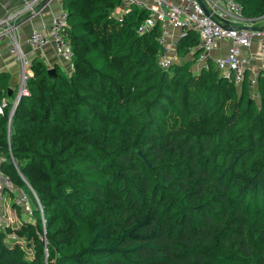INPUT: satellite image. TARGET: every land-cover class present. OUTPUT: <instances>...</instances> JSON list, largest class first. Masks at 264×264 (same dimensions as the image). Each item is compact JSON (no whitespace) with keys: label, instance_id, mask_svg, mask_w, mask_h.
<instances>
[{"label":"trees","instance_id":"obj_1","mask_svg":"<svg viewBox=\"0 0 264 264\" xmlns=\"http://www.w3.org/2000/svg\"><path fill=\"white\" fill-rule=\"evenodd\" d=\"M233 1L264 16V0ZM60 4L71 72L32 57L27 95L0 114V169L27 159L44 220L31 208L32 254L17 263L264 264V67L252 88L208 57L191 71L187 30L159 69L157 27L135 33L144 10L116 21L118 0Z\"/></svg>","mask_w":264,"mask_h":264},{"label":"built area","instance_id":"obj_2","mask_svg":"<svg viewBox=\"0 0 264 264\" xmlns=\"http://www.w3.org/2000/svg\"><path fill=\"white\" fill-rule=\"evenodd\" d=\"M25 5L28 6L29 3ZM135 8L144 10L145 15L135 27V33L142 34L157 27L156 44L159 47L157 55V66L159 69L165 68L169 62L171 42V30H178L177 37L191 30L196 34L198 51L193 55V62L196 70L205 68V60L209 52L216 46L218 40H227L229 45L222 56L211 59L214 68L225 77H230L235 85H238L242 78V73L247 70V57L242 52L248 51L251 42L255 43L256 55L264 57V28L244 29L233 25L235 20L241 19L239 5L233 0H118L117 12L114 14L116 21L121 15L126 14ZM11 14L0 16V41L4 37ZM26 43L30 49L35 51L50 47L53 55L61 63L65 64L67 75L72 70V52L68 42V32L65 13L59 10L52 15L46 26L33 28L26 36ZM174 44V43H173ZM8 53L12 55L18 64V81L15 86V94L11 101L10 111L15 102L20 97L27 95L25 83L31 76L28 60L18 49L14 41L8 47ZM175 55H173V58ZM255 72L248 74L247 85L253 87ZM6 100L0 98V114ZM1 161V157H0ZM6 189H13L12 203L21 206L26 203V194L17 188H13L7 177L0 171V218L4 209V196ZM36 209L39 212L41 223L44 221L37 200L34 196ZM23 212L31 216V209L23 208Z\"/></svg>","mask_w":264,"mask_h":264},{"label":"crops","instance_id":"obj_3","mask_svg":"<svg viewBox=\"0 0 264 264\" xmlns=\"http://www.w3.org/2000/svg\"><path fill=\"white\" fill-rule=\"evenodd\" d=\"M30 0H0V16L11 14L8 26L10 29L6 30L4 37L0 41V72H4L8 75L7 79V94L5 100L8 104H11L15 94V86L18 81V64L14 57L8 53V47L15 41L18 49L23 56L29 61L32 57L40 59L47 68H51L56 65L61 71H65V64L57 60L53 55L50 47H46L42 50L30 49L26 43V36L33 28H39L46 26L50 17L61 10L60 0H34L25 4ZM117 12V5L114 7L112 14ZM234 26L244 29H261L264 27V16L248 19H239L233 22ZM172 45L177 38L178 30H171ZM229 45L227 40H218L216 46L209 52L208 58L213 59L217 56H222L226 48ZM242 55L246 56L247 71L248 74L257 72L258 69L264 67V57H258L256 55L255 43L252 41L248 51L242 52ZM189 69L196 71V67L190 62ZM12 91V97L9 95ZM14 91V93H13Z\"/></svg>","mask_w":264,"mask_h":264},{"label":"rangeland","instance_id":"obj_4","mask_svg":"<svg viewBox=\"0 0 264 264\" xmlns=\"http://www.w3.org/2000/svg\"><path fill=\"white\" fill-rule=\"evenodd\" d=\"M169 49V62H174L175 57L173 58V46H169ZM192 63L194 65L193 60ZM10 107L11 104L8 107L6 117L10 111ZM8 141L9 140L6 139L5 143L8 144ZM19 162L25 163L27 162V159H11L12 173H6L0 169L1 174L7 177L12 187L22 190L27 196L26 203L22 205V207H14L15 205L11 204L14 190L6 189L5 191L3 203L4 209L0 218V263L2 264H18L16 259H19V257H23L24 259L29 258L33 249L31 235L24 233L23 230H27L25 224L33 225L34 221L31 216L23 212L21 209L27 207L31 209L36 207V205H34V199H31V197L34 196L35 199L38 200V196L35 194L34 189L28 184L26 178H24V176L19 172ZM33 173L36 174L37 171L33 170ZM42 184V182L35 184V187L37 188L43 186ZM27 232L31 233L30 230ZM58 237L61 238L62 235H58Z\"/></svg>","mask_w":264,"mask_h":264},{"label":"water","instance_id":"obj_5","mask_svg":"<svg viewBox=\"0 0 264 264\" xmlns=\"http://www.w3.org/2000/svg\"><path fill=\"white\" fill-rule=\"evenodd\" d=\"M197 51H198V48H196V50L194 51V53L197 52ZM47 72H48L50 75L53 74V71H52L51 68H48V69H47ZM15 105H16V102H15V104H14L13 107H12L11 114H12V111H13ZM138 155H139L140 158H142V156H141L140 154H138ZM142 159H143V158H142ZM143 160H144V159H143ZM145 165L148 166L146 162H145Z\"/></svg>","mask_w":264,"mask_h":264}]
</instances>
